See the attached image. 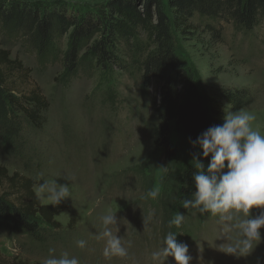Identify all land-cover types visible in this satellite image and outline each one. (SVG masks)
<instances>
[{
  "label": "rangeland",
  "instance_id": "374dc122",
  "mask_svg": "<svg viewBox=\"0 0 264 264\" xmlns=\"http://www.w3.org/2000/svg\"><path fill=\"white\" fill-rule=\"evenodd\" d=\"M28 1L52 9L54 0ZM106 1L62 0L55 8L70 16L96 17ZM162 1L172 18L168 0ZM188 24L190 28H173L175 49L202 94L214 99L223 118L238 111L254 115L253 127L264 134V19L247 31L230 17L195 12ZM71 31L55 27L50 47L40 53L33 34L26 27L4 26L0 12V48L9 49L11 58L21 60L25 68L9 83L19 92L39 87L50 101L44 129L25 128L16 149L0 146V164L10 174L18 171L35 179V191L40 183L51 181L57 192L60 186L69 189L61 199L68 209L56 216L61 228L49 230L42 241L22 231L1 233L0 264H43L49 249L55 250L54 258L67 252L80 264H176L172 256L151 259L153 251L166 247L169 232L177 244L187 245L189 264H264V228L262 238L247 252H228L241 239L235 225L244 217L220 221L219 216L190 206L182 212L185 219L179 228L169 225L181 175L199 148L174 121L169 139L176 155L167 158L155 143L160 83L145 86L142 80L143 62L157 46L153 33L130 26L117 38L113 59L103 63L90 53L86 56L101 37L96 33L81 43L77 67L70 71L63 59ZM224 89L242 91L250 104L234 110L221 96ZM150 190L158 195L151 197ZM48 195L43 194L45 199ZM108 214L114 223L106 225L103 217ZM252 214L258 216L260 210L253 209ZM105 231L121 240L128 257H104ZM81 239L86 241L83 249L76 245Z\"/></svg>",
  "mask_w": 264,
  "mask_h": 264
},
{
  "label": "trees",
  "instance_id": "16d2710c",
  "mask_svg": "<svg viewBox=\"0 0 264 264\" xmlns=\"http://www.w3.org/2000/svg\"><path fill=\"white\" fill-rule=\"evenodd\" d=\"M58 4H62V0H54L52 9L40 1L0 0V12L3 13L4 26L26 27L33 34L40 53L50 47L55 27L62 31L72 28L63 59L70 71L77 67L81 43L96 33L101 37L90 45L86 56L90 53L100 63L113 59L117 38L125 36L130 26L153 33L157 46L143 62L142 80L145 86H150L155 80L160 83L155 143L164 149L167 158L176 155L169 139L171 122L174 121L177 130L191 145L199 148L193 162L183 170L172 207V220L177 214L182 215L186 209L183 202L194 200L195 174L200 171L207 174L211 158L202 155L197 138L208 128L222 125L224 116L214 99L202 94L193 75L177 55L173 28H190L189 19L199 12L212 18L230 17L240 28L249 31L264 19V0H168L167 7L173 11L174 24L162 0H107L103 11H96V17L92 13L70 16L65 10L56 9ZM24 71L21 60L12 59L9 49L0 48V146L7 151L16 149L22 142L25 128L44 129L50 107L49 99L39 87L20 92L12 88L10 77L15 72L22 74ZM221 96L233 105L234 110H240L251 102L240 90L224 89ZM198 163H202L204 168H197ZM36 184L32 177L18 171L10 174L7 167L0 164V234L22 231L42 241L49 230L61 228L56 216L66 211L68 205L61 200L55 205L44 204L35 195ZM74 222L72 218L68 226H73Z\"/></svg>",
  "mask_w": 264,
  "mask_h": 264
},
{
  "label": "clouds",
  "instance_id": "9594fccd",
  "mask_svg": "<svg viewBox=\"0 0 264 264\" xmlns=\"http://www.w3.org/2000/svg\"><path fill=\"white\" fill-rule=\"evenodd\" d=\"M254 120L255 116L246 111L229 113L222 125L208 128L197 138L196 143L201 147L202 155L211 158L207 174L200 171L194 176V200L183 202L184 208H199L201 213L207 211L219 216L220 221L244 217L235 225L240 230L241 239L228 248L231 254L251 249L252 242L262 238L261 229L264 228V134L253 127ZM196 166L204 168L202 163ZM45 192L49 193L47 199L43 196ZM35 195L37 199L55 205L69 195V189L60 186L57 192L54 181L45 182L36 188ZM149 195L156 197L158 192L150 190ZM253 209L260 210V214L253 216ZM184 219L183 215L177 214L169 221V225L179 228ZM103 221L106 225L114 223V217L108 214L103 217ZM103 235L107 237L103 250L106 259L128 257V248L122 246L119 238L110 231H105ZM164 244L166 247L151 253L153 261L172 256L176 264H189L191 257L187 255L188 247L177 244L175 234L169 232L164 237ZM76 245L83 249L86 241L77 240ZM54 251L49 249L50 255L43 260V264H80L78 258H69L67 252L54 258L51 255Z\"/></svg>",
  "mask_w": 264,
  "mask_h": 264
}]
</instances>
